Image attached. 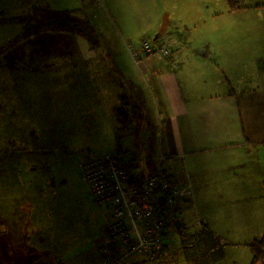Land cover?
Segmentation results:
<instances>
[{
    "label": "crops",
    "instance_id": "1",
    "mask_svg": "<svg viewBox=\"0 0 264 264\" xmlns=\"http://www.w3.org/2000/svg\"><path fill=\"white\" fill-rule=\"evenodd\" d=\"M59 1L60 5L76 1L77 6L82 4L80 6L82 8L87 2ZM92 1L97 4L100 0ZM103 1L105 5L103 12L107 11L119 28L120 35L117 32V38H123L130 56L126 42L141 43L144 38L167 40L172 45L173 53L163 59L145 54L141 56L149 78L147 79L143 72L141 77L154 95L152 107L143 105L138 94L140 88L134 89L139 87L140 83H133L130 79L134 78L130 77L132 62L129 64L124 62L122 52L116 55L117 46H121V41L104 42L109 48V58H105L103 62H100L99 58H95L96 61L89 60L87 66L89 75H94L99 80L105 78L103 85L95 84L92 87L95 88L92 91V109L95 103L99 102L107 114L106 120L101 123L103 127L93 125L96 129V132L91 133L93 138L90 142L93 149L103 153L114 151L118 146L120 149H130L132 155L130 157L141 161L140 172L144 175L157 167V162L154 161L164 154L166 170L193 188L192 201L186 203L183 208L186 220L190 224V231H202L205 226L219 231L221 223L230 222L228 214L213 217L207 213L209 209L204 204L208 205V200L205 191L201 192L199 186L209 189L219 177L229 176L228 184L233 188L232 194L241 190L264 192V0H253L235 11L228 9L226 0ZM25 2L26 8L32 7L29 1ZM107 19L111 25V19L109 17ZM218 20H227L230 23L219 24ZM111 29L113 31V26ZM122 32L131 36L133 40H127V36H123ZM140 35L141 39L134 38ZM104 63L106 68H109V74L103 77L101 74L104 71L98 72L95 69ZM9 69L8 66L10 73ZM133 75L140 80L137 74ZM129 88L136 94V100ZM99 89L100 91L96 93L95 90ZM33 95L27 94V90H24L23 98L21 92L0 90L1 113L6 114L9 127L15 129L14 133L19 135L13 141L11 139L14 135L8 141L1 139V144L14 142L16 146L9 147L22 150L17 147L18 144H27L32 137H37L32 133V125L45 122L47 126L46 123L49 121L47 113L34 111L30 116L33 111L31 103L34 100L27 96ZM59 96L58 100L61 103L63 91H60ZM137 102L140 105H137ZM121 105L127 107L129 120L127 126L117 130L119 122L116 110ZM150 112H153V118ZM141 113L151 117V121H143L142 124L157 127V131L154 132L155 158L150 163L146 150L131 142L132 126L137 124ZM22 130L25 137L20 134ZM122 136H126L125 139L117 140ZM32 168L26 174L22 169L18 170L23 176L20 182L27 186L25 188L27 190H21V194L25 193V196L14 192L12 184L4 187L8 182L0 185V201L6 200L9 205V210L5 213L10 209L15 210L17 207V204L14 205L15 202L21 199H25L28 206L32 207L28 200L37 192L33 194L30 188L33 183H38L35 178L37 167ZM247 178L249 182L245 181ZM221 188L224 189V185L219 186L220 192L223 193ZM261 201H264V198ZM258 202L256 200L254 206L264 218V205L262 208ZM221 218L223 222L218 221ZM198 219L203 220L205 224L202 228L197 225ZM229 230L232 231V227ZM37 231L34 228L28 229L30 242L32 235ZM166 232L169 235V231ZM22 235L25 236V233ZM30 247L39 251L38 247L31 244ZM50 251L48 249L39 251L41 257L37 259V264H94L99 261L97 251L90 256L91 251L85 249L77 251V254L59 251L58 254L51 255ZM165 252L152 261L161 258ZM73 255V259H70ZM142 262L143 258L139 257L125 264Z\"/></svg>",
    "mask_w": 264,
    "mask_h": 264
},
{
    "label": "rangeland",
    "instance_id": "2",
    "mask_svg": "<svg viewBox=\"0 0 264 264\" xmlns=\"http://www.w3.org/2000/svg\"><path fill=\"white\" fill-rule=\"evenodd\" d=\"M26 1H29L32 7L26 8L25 0H0V63L9 64L10 68L9 73L7 67H4V70L0 67V90H11L13 93L18 91L22 96L24 90H27V94H34L27 96L34 100L31 103L33 111L30 116L34 111L47 113L49 121L47 126L45 122L32 125V133L37 137H32L27 144H18L17 147L22 150L0 151V185L8 182L4 187L12 184L14 192L25 196V193L21 194V190H27V186L20 182L23 176L18 170L22 169L26 174L35 166V178L38 181L30 188L33 194L37 192L28 200L32 207L28 206L25 199H21L15 202V210L10 209L5 213L9 210V205L6 200L0 201V264H37V259L41 257L39 251L44 249L51 250V255L58 254L59 251L77 254V251L85 249L91 251L90 256L99 251L101 225L107 210L95 205L89 184L83 178L80 162L88 156L97 155L96 153L104 154L103 151L94 150L90 140L93 138L91 133L96 132L93 125L103 127L101 123L106 120L107 114L99 102L95 103L93 109L91 106L92 91L95 89L92 87L95 84L103 85L105 78L99 80L94 75H89L87 66L89 60L99 58V61L103 62L105 58H109V48L104 43L106 40L113 43L121 41V46H117L116 55L122 52L124 62H132L130 77L134 78L130 79L133 83H140L139 87L134 89L140 88L138 94L141 103L153 107L154 101L150 87L141 77L143 72L147 79L149 78L142 59L140 58L137 65L128 54L123 38H117L116 33L120 35L119 28L109 13L103 12V0L97 4L92 0H85L87 2L84 8L80 7L82 4L77 6L76 1L68 5H60L59 0ZM252 1L244 0L243 4L247 5ZM46 11L49 14L45 13ZM51 11L74 16L80 28H48L34 32L33 29L39 27L41 20L54 14ZM107 17L111 19V25ZM218 23L225 25L230 21L218 20ZM122 35L127 36L123 32ZM126 38L133 40L131 36ZM134 38L141 39V35ZM105 64H99L95 69L98 72L104 71L101 74L103 77L109 74V68L107 69ZM135 67L138 70H135ZM133 74H137L140 80ZM60 91H63L62 97H65H61V103ZM99 91L100 89L95 90L96 93ZM130 92L136 100L134 91ZM70 102L73 103L69 104ZM137 105L140 103L137 102ZM1 110L2 106L0 125L6 123V114L1 113ZM150 113L153 118V112ZM143 121H151V117L139 114L137 124L132 126L131 142L146 150L150 163L155 158L154 132L157 127L142 124ZM79 125L81 127H78ZM3 130L4 128L0 129V135L7 136L9 140V131L4 134ZM20 134L25 137L23 130ZM125 137H119L117 140L122 141ZM13 143L8 145L16 146ZM132 162L140 172L141 161L132 159ZM154 162L159 164V156ZM153 171L154 168L149 172ZM228 178L230 177L221 176L214 179L209 189L199 186V190L205 191L208 200V205L204 204L209 209L206 212L213 217L228 214L230 222L218 219L223 222L219 231L212 228L210 230L213 234L207 239L202 238L194 242H186L187 238L181 236L176 229H171L169 235H164L165 245L159 256L163 251H166L165 254L155 261H144L141 264H250L252 251L248 243L259 238L264 232V221L261 220L264 218L254 206L257 200L258 205L261 204L263 208L264 201L261 200L264 198V192L241 190L232 194L233 188L228 184ZM248 180L249 178L245 181L249 182ZM220 184L225 187L221 188L223 193L219 190ZM197 225L201 228L203 220L198 219ZM230 227L232 231L229 230ZM32 228L38 231L32 235L30 242L27 231ZM193 232L183 234L191 236ZM30 244L38 247L39 251L32 249ZM73 257L74 255L70 256V259Z\"/></svg>",
    "mask_w": 264,
    "mask_h": 264
},
{
    "label": "built area",
    "instance_id": "3",
    "mask_svg": "<svg viewBox=\"0 0 264 264\" xmlns=\"http://www.w3.org/2000/svg\"><path fill=\"white\" fill-rule=\"evenodd\" d=\"M126 46L137 64L142 49L145 55L159 59L171 53L170 43L154 46L147 38L141 43L126 42ZM80 165L96 206L107 210L101 225L99 261L94 264L155 259L164 248L166 231H190L183 207L192 189L167 177L161 166L142 175L126 155L119 154L88 156Z\"/></svg>",
    "mask_w": 264,
    "mask_h": 264
},
{
    "label": "trees",
    "instance_id": "4",
    "mask_svg": "<svg viewBox=\"0 0 264 264\" xmlns=\"http://www.w3.org/2000/svg\"><path fill=\"white\" fill-rule=\"evenodd\" d=\"M243 1L244 0H226L228 9L230 11H235V10H238V9H241L242 7H244L243 6ZM51 12L54 13L52 15H56V16H52V15L46 16L43 20H41L39 22L40 23L39 27L36 28V29H33L34 32H37V31L43 30V29H48V28L56 29V28H70L71 27L72 29H74V28H76V26L78 27V20L74 16L66 15L63 12H58V11H51ZM45 13L49 14L48 11H46ZM78 28H80V27H78ZM81 30H84V29H81ZM147 39H149L154 46L160 45L161 43H163L165 41L168 42L167 40H164V39H161L160 41H159V39L157 41L153 40V38H151V39L147 38ZM168 43H170V42H168ZM170 47H171V53H170V55H168L166 57H170L172 55V53H173L172 52V45ZM141 53L144 55L145 51L142 49ZM8 66H9V64H7V63H4V62L0 63L1 70H4V67L8 68ZM122 103L126 104L124 102H122ZM116 111H117L116 117H117L118 122H119L117 130H122L125 126H127V122L129 120L128 119L129 118V111L127 110V107L125 105H121V107H118ZM2 128H4V130H3L4 134H6L9 131L10 138L13 135H14L13 138L16 137V136H19L18 133H14V131H16V130L10 128L9 124L7 122L2 124ZM2 128H0V129H2ZM1 139L3 141V139H7V136L4 137V136L0 135V141H1ZM11 140L13 141L14 139H11ZM15 140H16V138H15ZM9 146L10 145H8V143H4V144L0 143V151H4V150L8 151L9 150V152H10V150H15V149H11ZM125 151H126V149H120V147L118 146V148L116 150L112 151L113 153H104V154H97V155H115V154H119L121 156H124ZM80 168L82 170L81 165H80ZM165 173H166V171H165ZM140 174H141V172H140ZM142 175H144V174H142ZM145 175H147V174H145ZM167 177L175 179V176L171 175V174L167 175ZM185 184L189 185V183H185ZM89 187H90V185H89ZM90 190H91V188H90ZM192 192L193 193H192L191 197L186 200V203H188L189 201H192V197H193V194H194L193 188H192ZM183 211H184V209H183ZM186 222L189 224L188 221H186ZM204 225L205 224L203 222L202 227ZM189 226H190V224H189ZM0 233H1V231H0ZM179 233L184 238H187L186 242H194V241H196L198 239H202V238L203 239H207V237L210 234H213L211 232L210 228L207 227V226H205L202 229V231L193 232L191 236L184 235L181 232H179ZM189 239H191V241H189ZM248 245L250 246L251 251H252V260L250 261V264H260L261 261H263V263H261V264H264V232L259 238H256L254 241L248 243Z\"/></svg>",
    "mask_w": 264,
    "mask_h": 264
},
{
    "label": "bare ground",
    "instance_id": "5",
    "mask_svg": "<svg viewBox=\"0 0 264 264\" xmlns=\"http://www.w3.org/2000/svg\"><path fill=\"white\" fill-rule=\"evenodd\" d=\"M131 151H130V149H126V151H125V153H124V155H126V157L128 158V160L131 162V164L134 166V168L136 169V167H135V165L133 164V162H132V159L130 160V156H132L131 155V153H130ZM162 157H163V159H162ZM165 160H166V156L164 155V154H161L160 156H159V164L157 165V167L155 168V169H157L158 167H162V169H164V171H166V174L167 175H172V173H169V172H167V170H166V168L164 167V162H165ZM154 169V170H155ZM137 170V169H136ZM138 171V170H137ZM139 172V171H138ZM140 173V172H139ZM176 179H178L180 182H182L183 184H185L186 182H183L181 179H179V178H177V177H175ZM189 186L191 187V185L189 184ZM192 189V188H191ZM95 202V201H94ZM185 214V213H184ZM185 220H186V217H185ZM187 221V220H186Z\"/></svg>",
    "mask_w": 264,
    "mask_h": 264
}]
</instances>
